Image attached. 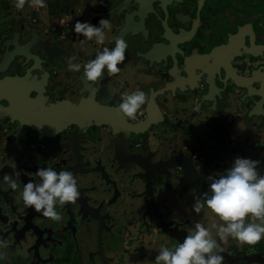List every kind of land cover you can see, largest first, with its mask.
Segmentation results:
<instances>
[{
	"label": "flooded vegetation",
	"instance_id": "1",
	"mask_svg": "<svg viewBox=\"0 0 264 264\" xmlns=\"http://www.w3.org/2000/svg\"><path fill=\"white\" fill-rule=\"evenodd\" d=\"M45 2V9L26 4L17 10L15 0H0V165L15 164L20 176L38 182L35 175L40 167L61 164L72 154L79 160L92 158L96 172L90 177L92 188L117 191L111 224L116 223V245L123 247L116 249V260L127 264L138 250L132 257L129 251L138 243L137 249L143 251L137 255H147L148 264H155L160 250L157 237L138 234L132 221L142 198H129L144 190L143 170L135 165L118 167L116 160L122 164L137 156L148 164L178 154L196 164L193 158L201 159L200 153L213 146L228 152L214 161L213 176L218 178L237 157L230 151L234 146L264 151V0ZM102 18L112 22L111 31L105 30V44L93 40L82 46L83 35L73 31L76 21L99 26ZM119 37L128 48L118 74L108 77L105 71L95 85L84 80L82 71L67 69L68 58L74 56L73 63L83 64L95 57L98 48H113ZM144 54L150 59L143 58ZM112 89L118 91L113 94ZM136 90L144 91L149 99L134 120L127 119L117 106L121 94ZM63 100L89 104L85 108L92 114L100 115L101 107L110 109L129 124L150 113L155 123L135 133L127 126L118 131L99 118H90L81 128L69 121L49 136L44 133L47 106ZM197 104L200 110L194 111ZM9 173H13L11 166ZM98 176L107 186L98 183ZM167 177L171 178V172ZM210 183L205 178L196 192L181 185L173 189L170 181L154 174L148 185L157 209L172 216L186 236L196 222L205 227L212 224L207 219L213 215L210 211L197 214L192 208L194 196L202 198ZM21 192L18 187L9 198L16 210L24 211ZM35 213L38 217L33 222L43 226L44 216ZM85 232L75 225L67 232L72 256H77L73 264L90 261L73 252L77 248L73 241L84 243ZM220 248L232 264H257L253 258L264 262V239L255 245L229 239ZM38 252L44 257V249L39 247ZM0 254L5 257L0 264H28V259H18L1 247ZM106 254L111 256L113 250ZM223 264L227 263L223 260Z\"/></svg>",
	"mask_w": 264,
	"mask_h": 264
},
{
	"label": "water",
	"instance_id": "2",
	"mask_svg": "<svg viewBox=\"0 0 264 264\" xmlns=\"http://www.w3.org/2000/svg\"><path fill=\"white\" fill-rule=\"evenodd\" d=\"M129 32V31H128ZM131 33V32H130ZM133 33V32H132ZM131 33V34H132ZM145 59H150L147 54L142 55ZM53 58V57H52ZM51 58V59H52ZM85 103H71L68 100L48 104V117L44 116V133L47 135L55 134L63 129L67 122H73L77 127L81 128L88 119L99 118V121L110 125L118 131L124 129L126 126L131 130L139 132L140 128L154 124L155 120L152 114H146L145 118L137 123L129 124L124 119H120L115 115V112L101 107V117L99 114L91 113L86 110ZM99 108V106L97 107ZM80 110L78 113L77 111ZM121 133V132H120ZM124 137V136H122ZM200 157L195 160L196 164L187 162L180 155L169 156L164 160L148 163L147 159L140 157H131L132 159L126 160L125 163H120L116 160L118 167H126L135 165L143 170L141 176L145 178L144 190L132 194L129 198L139 199L142 198V206L137 207V214L132 217L135 222V231L138 234L156 236V240L161 246L173 247L178 243H182L185 238V233H181L178 228V222L164 212L159 211L154 204L151 193V188L148 185L149 179L154 174H159L164 181H170V187L177 189L179 185L185 189L186 187L192 188L197 191L196 187L199 183L205 181V178L214 177V161L222 156L227 155L228 152L222 151L220 148L209 147ZM230 151L237 154V156L250 158L260 161L258 170L264 175V151L252 149L249 145L244 144L234 146ZM200 161V162H199ZM94 161L92 158L83 156L80 160L75 155H70L67 160L58 165H52L57 172L61 170L72 171L78 181V190L81 193L79 199L75 203H69L61 208L56 206L57 212L62 215V220L57 222L44 217V225H38L33 222L34 217H38L34 208L25 207V210H16L15 205L9 198L13 190L3 181L4 174L10 175L9 164L3 163L0 165V239L6 241L7 246L1 247L10 251L12 254L22 260L28 259V264H70V260L76 257L72 256L70 250V242L67 236L68 230H72V226L82 229L86 237L84 243L78 244L73 241V249L78 255H84L88 260L86 264H119L116 260L117 250L116 241L114 240L115 230L113 227L116 223L111 224L113 221V213L117 206L111 210L112 204H115V196L117 191L113 189L112 193L109 191H102L100 187L96 189L91 186V174H96L94 169ZM171 170V171H170ZM172 171L175 172L173 177ZM171 172V178H168ZM28 178V177H27ZM20 176L18 185L20 188L31 180L30 178ZM35 178L38 177L35 175ZM98 183L103 187L107 183L102 181L101 176H98ZM33 181V179H32ZM39 182V180H38ZM200 185V184H199ZM178 188V190L181 189ZM110 189V187H108ZM101 193L102 196H100ZM5 209V212H2ZM20 214L23 216L20 218ZM69 223H73L69 225ZM108 236L109 239L104 238ZM32 242V245L30 243ZM44 243V244H43ZM40 249H44V257L39 254ZM29 253L22 255L25 251ZM113 250V254L108 256L106 253ZM224 257L227 264H232L233 261L229 259L224 253H220ZM91 257V259H89ZM77 259V258H76ZM264 260V259H263ZM20 261V260H19ZM252 262L257 264H264L262 260L253 258Z\"/></svg>",
	"mask_w": 264,
	"mask_h": 264
},
{
	"label": "clouds",
	"instance_id": "3",
	"mask_svg": "<svg viewBox=\"0 0 264 264\" xmlns=\"http://www.w3.org/2000/svg\"><path fill=\"white\" fill-rule=\"evenodd\" d=\"M36 9H45V0H15L14 7L23 10L25 5ZM99 26L79 20L74 24L73 31L79 36L83 46L86 41H95L97 45H104L107 39L106 31H111L112 22L109 19L99 20ZM128 44L123 37L115 38L113 48H98L95 57L83 64L73 63L75 57L66 61L69 71L81 72L87 82L99 85L101 78L107 72L108 77L120 72L118 65L126 59ZM81 50H85L83 47ZM117 89H112L115 94ZM148 95L142 90L121 94V102L117 106L120 115L127 119H135L142 106L148 101ZM197 104L194 111H199ZM260 161L237 156L231 167L219 175L211 177L208 190L202 198L194 196L193 211L197 214L202 210L210 211L222 223L213 222L210 227L196 222L189 230L183 242L169 248L161 246L155 257V264H223L224 257L217 238L213 236V229L220 242L227 243L229 239L240 245H255L264 239V175L258 170ZM11 175L5 174L3 181L15 191L18 189L20 172L16 165ZM39 182L29 180L24 184L21 198L26 208L31 207L38 213L53 221H61L62 215L56 206L61 208L69 203H75L81 193L78 181L72 171L57 172L51 166L40 167L36 171ZM6 241L0 239V247H6ZM5 258L0 254V259Z\"/></svg>",
	"mask_w": 264,
	"mask_h": 264
},
{
	"label": "crops",
	"instance_id": "4",
	"mask_svg": "<svg viewBox=\"0 0 264 264\" xmlns=\"http://www.w3.org/2000/svg\"><path fill=\"white\" fill-rule=\"evenodd\" d=\"M207 219L210 222V224L213 223V222L219 223V221L216 220L217 217L216 216H213L211 214L209 216H207ZM214 238H217L219 245L222 243V242L219 241L218 237L214 236ZM139 251H143V248H141V250H138L137 252H139ZM137 252L135 254H138ZM144 252H145V250H144ZM130 261L131 260H127V264H143L145 261H147V263H148L147 255L146 256L144 255V256H142V257L134 260V262H130Z\"/></svg>",
	"mask_w": 264,
	"mask_h": 264
},
{
	"label": "rangeland",
	"instance_id": "5",
	"mask_svg": "<svg viewBox=\"0 0 264 264\" xmlns=\"http://www.w3.org/2000/svg\"><path fill=\"white\" fill-rule=\"evenodd\" d=\"M137 245H138V243H136V248H135V249H132V250L129 251V257H132V256L134 255L135 251L139 250V249H137ZM119 247H123V244H122L121 246H119V243H118V245H116V249L119 248ZM148 254H149V253H148ZM150 255H151V254H150ZM138 258H140V256H138L137 254H135V255L131 258V261H130V262H134V260H136V259H138ZM69 262H70V264H73V263L75 262V260H74V261L70 260ZM146 263H147V261H145L143 264H146ZM147 264H148V263H147Z\"/></svg>",
	"mask_w": 264,
	"mask_h": 264
}]
</instances>
